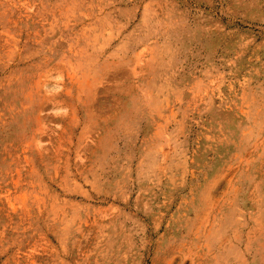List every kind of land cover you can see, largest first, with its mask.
Returning <instances> with one entry per match:
<instances>
[{
  "label": "rangeland",
  "instance_id": "obj_1",
  "mask_svg": "<svg viewBox=\"0 0 264 264\" xmlns=\"http://www.w3.org/2000/svg\"><path fill=\"white\" fill-rule=\"evenodd\" d=\"M0 264H264V0H0Z\"/></svg>",
  "mask_w": 264,
  "mask_h": 264
}]
</instances>
